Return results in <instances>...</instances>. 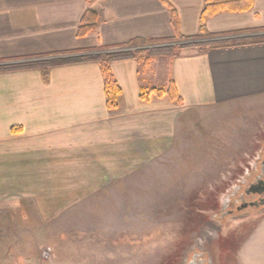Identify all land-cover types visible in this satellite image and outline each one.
<instances>
[{"label":"crops","instance_id":"crops-1","mask_svg":"<svg viewBox=\"0 0 264 264\" xmlns=\"http://www.w3.org/2000/svg\"><path fill=\"white\" fill-rule=\"evenodd\" d=\"M167 1L177 31L161 0H0V65L69 60L52 66L47 82L35 67L0 72V198L100 194L105 183L127 176L126 168L180 146L190 111L217 107L221 115L231 105L264 98V43L187 46L174 57L155 54L147 64L111 62L121 95L108 109L99 65L82 60L85 55L134 49L123 47L131 39L178 45L264 34V0H253L248 11L207 18L212 36L195 38L203 0ZM87 9L96 11L97 29L80 38ZM177 34L187 38L177 40ZM170 80L181 104L139 98L142 88H166ZM119 168L123 176H116Z\"/></svg>","mask_w":264,"mask_h":264},{"label":"rangeland","instance_id":"rangeland-1","mask_svg":"<svg viewBox=\"0 0 264 264\" xmlns=\"http://www.w3.org/2000/svg\"><path fill=\"white\" fill-rule=\"evenodd\" d=\"M219 109L190 111L180 146L126 168L127 176L117 169L123 177L100 194L0 198V264H174L196 241L233 252L220 255L230 264H264V220L213 221L264 138V98ZM45 247L48 258L39 253Z\"/></svg>","mask_w":264,"mask_h":264},{"label":"trees","instance_id":"trees-1","mask_svg":"<svg viewBox=\"0 0 264 264\" xmlns=\"http://www.w3.org/2000/svg\"><path fill=\"white\" fill-rule=\"evenodd\" d=\"M161 2L170 9L171 11V23L177 31V16L174 8L169 4L167 0H161ZM253 0H203V7L199 19V29L196 36L192 37H210L212 36L209 33L205 26V21L207 18L221 12H240L248 11L252 7ZM97 29V13L92 9H87L78 24L76 36L85 37L91 32H95ZM177 40L186 39L181 35H176ZM191 39V38H188ZM163 41L155 40H143V39H131L126 42L123 47H134L130 50L114 51L108 53H97L91 55H85L81 57L82 60H92L97 62L99 65L103 82H104V96L105 102L108 109H115L118 106V97L121 95V88L119 87L113 73L110 69V63L117 60H123L127 58H136L138 61H142L143 64H147L155 54L167 53L169 56H175V49H181L184 47H198L204 49L205 47H226V46H239V45H250L264 43V34L252 37H243V38H233V39H224V40H211L205 42H196V43H186L178 45H163V46H149L154 45ZM139 47V48H137ZM80 59V58H79ZM80 59V60H81ZM77 60V59H75ZM66 59H46L38 60L33 62L25 63H14V64H4L0 65L1 71L8 70H18L23 68L35 67L40 71L41 78L44 82L49 80V70L52 66L68 62ZM151 95L156 96L157 98L166 97L170 102L174 104H181L182 98L178 93V90L172 80L169 81V84L166 88H142L139 93V98L142 101H147ZM13 131L18 130V128H12Z\"/></svg>","mask_w":264,"mask_h":264},{"label":"flooded vegetation","instance_id":"flooded-vegetation-1","mask_svg":"<svg viewBox=\"0 0 264 264\" xmlns=\"http://www.w3.org/2000/svg\"><path fill=\"white\" fill-rule=\"evenodd\" d=\"M236 182L235 188L229 190L223 208L217 211L213 221L221 223L224 218L230 217L239 220L243 226L247 223L251 226L259 224L264 220V138L259 141L255 153L243 162L240 177ZM216 244L219 243H189L174 264H230L220 255L226 251L228 258L232 259L233 252L228 251L226 247L225 251L223 247L215 248ZM244 244L247 243H241L239 247ZM236 248L237 246L234 249Z\"/></svg>","mask_w":264,"mask_h":264},{"label":"built area","instance_id":"built-area-1","mask_svg":"<svg viewBox=\"0 0 264 264\" xmlns=\"http://www.w3.org/2000/svg\"><path fill=\"white\" fill-rule=\"evenodd\" d=\"M40 255L42 257H45V258H48L50 257L51 255H53V250L52 248H49V247H45V248H42L40 251H39Z\"/></svg>","mask_w":264,"mask_h":264}]
</instances>
